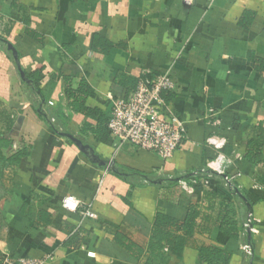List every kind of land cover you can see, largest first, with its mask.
I'll use <instances>...</instances> for the list:
<instances>
[{
	"label": "crops",
	"instance_id": "1",
	"mask_svg": "<svg viewBox=\"0 0 264 264\" xmlns=\"http://www.w3.org/2000/svg\"><path fill=\"white\" fill-rule=\"evenodd\" d=\"M161 72L174 83L162 98L186 129L168 159L128 142L117 148L97 115L73 110L65 95L66 82L83 81L85 107L106 116ZM209 136L225 138L224 172L196 178L217 153ZM65 195L90 204L94 217L65 210ZM6 255L264 264V0H0V260Z\"/></svg>",
	"mask_w": 264,
	"mask_h": 264
},
{
	"label": "built area",
	"instance_id": "2",
	"mask_svg": "<svg viewBox=\"0 0 264 264\" xmlns=\"http://www.w3.org/2000/svg\"><path fill=\"white\" fill-rule=\"evenodd\" d=\"M190 3V0H185ZM174 83L168 72H161L151 78L141 80L134 90L117 98L111 108L107 121L109 136L117 148L128 142L140 149L154 153L161 159L170 158L185 138L186 129L183 121L166 105L162 92L169 91ZM206 144L217 151L216 156L208 163L207 171L223 174V154L220 152L225 144L224 137L209 136ZM227 180V177L225 176ZM61 206L77 213L81 218H93L91 205L81 203L73 195H65ZM248 231L252 229L251 218L245 223ZM242 250L251 254L248 244ZM48 257H11L4 256L0 264H46Z\"/></svg>",
	"mask_w": 264,
	"mask_h": 264
},
{
	"label": "trees",
	"instance_id": "3",
	"mask_svg": "<svg viewBox=\"0 0 264 264\" xmlns=\"http://www.w3.org/2000/svg\"><path fill=\"white\" fill-rule=\"evenodd\" d=\"M134 89L135 88H133L132 90H134ZM132 90H129V92H131ZM87 94H88V86L83 81L79 82L78 86L76 88H72L71 84L69 82H66V84H65V95L71 100L70 105H71L72 109L77 111V112H83L84 114H96L97 115L96 116L97 125L99 126V128H101L100 125H103V124L107 128V121L109 119L110 114L103 116L102 114L99 113V111L98 112L96 111L97 113H95L94 111L87 109V107H85V105H84V98L87 96ZM53 128L55 130H57L56 127L53 126ZM202 176H204L205 178H209V177L216 176V174L206 170V171L200 172L196 178H201ZM227 183L230 184V182H227ZM232 188L234 190H236V185H233ZM229 191L234 192L232 189H230ZM225 224L232 225L233 223L230 220H226ZM187 225H189V223H187ZM227 232H229V231H227ZM175 239L177 241V238H175ZM170 242H171V245L174 244L173 240H171ZM170 248H171V251L172 250L174 251L173 247H170ZM199 251H200V254H202V255L207 254L208 256L213 257V258L220 257L221 254L224 256V260L227 258L223 254V252L221 253V251H219V250L210 251V250L201 248Z\"/></svg>",
	"mask_w": 264,
	"mask_h": 264
},
{
	"label": "water",
	"instance_id": "4",
	"mask_svg": "<svg viewBox=\"0 0 264 264\" xmlns=\"http://www.w3.org/2000/svg\"><path fill=\"white\" fill-rule=\"evenodd\" d=\"M7 45H8V47L10 48V50L12 51L15 60L17 61V54H16L15 49H14L13 46H11L10 44H7ZM20 75H21L22 78H25V77H24V74H23L21 71H20ZM66 136H67L68 138H70V139L76 144V146H77L81 151H83V153L87 154L88 156L91 155V154L88 152L89 150H88L85 146H83V144H82L80 141H78L76 138H74V137H73L72 135H70V134H67ZM92 159H93V158H92ZM94 160H95V159H94ZM101 164H104V163H101ZM222 176L225 177V175H222Z\"/></svg>",
	"mask_w": 264,
	"mask_h": 264
}]
</instances>
